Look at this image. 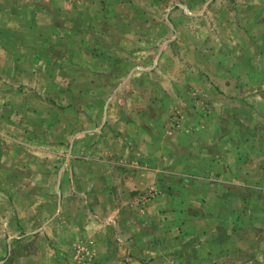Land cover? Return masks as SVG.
Wrapping results in <instances>:
<instances>
[{"label":"rangeland","instance_id":"374dc122","mask_svg":"<svg viewBox=\"0 0 264 264\" xmlns=\"http://www.w3.org/2000/svg\"><path fill=\"white\" fill-rule=\"evenodd\" d=\"M159 1L162 7L157 11H150L156 22L153 30L148 32L147 27L126 26L121 33L113 35L116 39L127 37L128 40L150 36L148 42L151 43H147L145 47L140 45L142 52L140 60L121 59L107 66L94 65L92 68L104 69L105 76L94 74L92 77L95 86L91 90L71 94L68 88L59 86V83H67L65 79L67 76L64 78L65 82L58 80L52 84L54 76L43 75L37 78L32 74L26 76L1 74L0 80L3 82L10 80L11 82L7 84L13 88L12 92H9L12 94L10 100L17 105H14L12 116H26V120L22 123L19 119H12L13 127L10 131L13 133V138L6 140L4 136H0V146L3 147L5 141L12 143L11 151L7 152L11 159L6 163L7 167L12 168L11 191L13 197L15 193L21 192L23 205H26V202L28 204V217H24L22 224L26 225L31 233H25L22 229V233L0 235V244L5 245L10 241H23L35 246L41 242L50 243L54 240L51 237L54 232L72 224V208L85 211L84 209H88L90 205L91 212L101 210L99 203L105 202L104 192L112 191L113 196L109 199L112 201L110 204L112 210L117 211V208L123 210L127 225L137 222L141 224V230L144 229L147 233L151 231L145 243L150 242L151 238V242L155 241L161 248L164 247L157 255L158 264H170V261L171 264H191L196 260H199L200 264H264V190L259 189L253 197L251 210L256 218L220 219L224 231L218 234L215 231V235L212 231L220 223L218 217L198 219L197 211H201L203 215L204 209L211 215L214 212L221 214L234 211L233 206L227 202L216 204L214 196L218 192L221 197L228 194L232 196L235 194L234 191L220 184L213 177L211 165L200 174L190 170L184 177L167 176L170 175L168 172H174L172 167L174 168L175 165L170 163V155L166 156L162 151L169 142L174 144L183 142L185 145L192 144V147H196L198 140L196 134L204 125L199 121L214 109L212 100L217 99L216 96L231 94L227 88L231 87L232 77H224L218 74V70L215 71L214 52L218 50L222 39L226 42L235 36L243 39L246 32L242 31V25L245 22L249 23L248 19L252 20L253 17L263 23L256 28L251 25L250 32L264 35V0ZM185 3H188L192 9H179L178 5ZM176 5L178 7L171 12L164 10L166 6L171 8ZM0 8L4 9L1 0ZM166 13L176 25L173 34L169 35L161 23L167 17ZM55 22L58 24L54 23L57 27L62 25L58 19ZM94 31L97 37L111 38L109 34L102 36L103 32L99 28ZM21 35L20 31L12 33L6 24V19H0L1 37L11 38ZM164 41L167 42L166 48L161 52V59L156 61L155 58L149 59L148 54H151L150 56L157 54ZM6 61L8 66L13 65L12 59L6 60L4 54H1L0 66H7ZM18 61L24 62L20 59ZM59 65L62 66L64 63L60 62ZM126 66L128 68L156 66V68L154 74L138 75L140 87L130 82L124 85L121 91H117L116 88L121 86L123 79L115 75V72L119 74ZM237 77L240 80L244 79L242 75ZM106 86L109 88L105 89ZM220 88L223 91H220ZM110 100L112 101L109 109L107 108L106 121L104 122L102 117V121L98 118L96 121L92 119L93 123L88 122L90 115L96 116L99 113L100 102L104 101L105 104ZM206 100L210 101L211 106ZM72 101L75 112L88 119L82 118L84 123H80L81 119L78 124H72ZM226 106L224 103L215 105L217 112ZM254 109L264 120V105ZM8 111L10 109L0 107V115L3 116ZM37 113L44 116L43 122L36 120ZM148 117L156 121L162 117L164 122L155 123V131H149V127L152 129L153 126L148 121ZM72 126L78 130L74 138H72L74 136ZM5 129L6 126L0 123V132H4ZM182 133L187 134V138L182 139ZM150 143L153 147L156 143L155 160H158L156 166L162 179L157 178V185L141 192L135 180V165L149 164L146 158L153 155L148 149L155 150L149 148ZM252 157L253 160L256 159L255 155ZM78 161L96 165L92 170L82 169L75 175L78 180H74L72 164ZM72 179L74 183L87 182L90 185L88 190H85L83 183L81 184L83 187H80L88 197H93L85 208L84 203L72 205ZM184 179L189 180L188 199L185 194L184 197L189 204L190 216L195 217L183 220L182 227L181 219L169 213L171 209L168 208V203L171 199L167 195L173 196V201L179 199L180 185ZM24 182H27L26 186ZM61 183L69 186L63 189L58 185ZM13 209L18 210L20 215L25 214L15 202ZM42 209L45 210L42 211L45 217L40 219L39 214L42 213L40 212ZM138 209L141 220L133 221L129 215L134 216ZM173 209H179V205L172 204ZM151 211H156L154 221L149 220L148 217ZM12 212L14 216L15 212L13 210ZM53 212H55L54 216L50 217ZM20 221L13 218L12 227L15 228V223L19 224ZM198 226L202 231L204 229L207 231L204 234L202 231L197 233ZM43 227L46 234L38 239L37 231ZM35 231L36 233H32ZM38 232L42 234L40 230ZM23 233L25 234L21 237ZM59 237L57 235V238ZM182 246L186 248L183 253ZM200 248H203V252ZM85 253L87 255L82 254L80 257L85 264H89L94 257L91 251ZM131 254L133 253L126 250V257ZM202 254H204L201 259L203 262L200 260ZM181 259H184L182 260L184 263H181Z\"/></svg>","mask_w":264,"mask_h":264},{"label":"crops","instance_id":"0c3cea01","mask_svg":"<svg viewBox=\"0 0 264 264\" xmlns=\"http://www.w3.org/2000/svg\"><path fill=\"white\" fill-rule=\"evenodd\" d=\"M1 3H4V9L0 8V19H6V24L12 33L20 31L22 35L11 38L0 36V57L1 54H4L6 60H13L11 66H8L7 61L5 62L7 66H0V76L2 73L6 76L32 74L36 75L37 78L48 75L54 76L52 84L58 80L64 81L67 76L65 78L67 83H59V86L64 87V89L68 88L71 94L91 90L95 86L92 77L94 74L105 76L103 75L105 70L92 68L94 65L104 66L106 64L107 66L111 62H117L121 59L140 60L142 55L140 45L145 47L147 43H151L148 42L150 36L146 38L134 37V40H128L127 37L116 39L113 35L121 33L126 26L147 27L148 32H150L155 28L156 23L150 11H157L162 7L159 0H1ZM178 6L179 9H192L188 3ZM178 6L171 8L166 6L164 10L171 12ZM245 7L254 8L252 6ZM17 14L19 15L17 16ZM166 16L161 23L169 32L168 35L173 34L172 31L176 25L168 13ZM254 18L252 20L247 18L249 23L245 22L242 25V31L246 32L243 39H238L237 36L229 38V42L222 39L218 50L214 52L215 71L218 70V74H222L224 77H232L231 87L227 88L231 94L216 96L217 99L212 100L214 109L199 121L204 125L196 134L198 145L192 147V144L185 145L183 142L181 144L169 142L162 150L166 156L170 155V163L175 165L174 168L172 167L174 172H168L170 175L167 176L184 177L190 170L200 174L211 165L213 177L220 184L228 186L234 191L235 194L232 196L228 194L221 197L219 192L214 195L216 204L227 202L233 206L234 211L230 210V212H222L221 214L214 212L211 215L204 209L202 210L204 215L201 214V211H197L196 218L198 219H216L218 217L219 220H239L257 217L251 210V205L254 202L255 193H258L259 189L264 190V120L259 117L260 114L254 108L264 105V35L250 32L251 25L256 28L263 23ZM57 19L61 21V26L57 27L54 24H57L55 22ZM248 24L249 27H247ZM96 28L102 30V36L109 34L111 38L97 37L94 31ZM166 42L161 43L157 54L153 56L148 54L149 59L155 58L154 61L161 59V52L166 48ZM18 59L24 60V62H19ZM60 62H63L64 65L60 66ZM156 66H149V68L140 66L128 68L126 66L121 69L119 74L115 72V75H119L120 79H123L121 86H118L116 90H122L124 85L130 82H134L135 86L140 87L141 82L137 77L154 74ZM239 75L244 76V79H238L237 76ZM68 76H70L69 82ZM234 76L236 77L233 78ZM5 81L9 82L0 80V107L10 109V111L3 116L0 115V123L8 129L0 132V136H4L6 140H11L13 138V133L10 131L13 127L12 119H19L22 123L26 120V116L23 114L20 117L12 116L14 105L17 104L10 100L12 94L9 92H12L13 88L7 83L11 81ZM108 88L105 87V89ZM219 90L223 91L222 88ZM259 95L260 97H258ZM111 101H107L105 104L104 101L100 102L99 113L96 116L90 115L89 120L75 112L72 101V124H78L77 122L82 118L93 123L92 119L96 121L100 118L102 121L103 117L105 122L107 108L109 109ZM206 101L211 106L210 101ZM222 103L227 106L217 112L215 105ZM20 107L27 108V106ZM104 107L106 108L104 109ZM35 117L40 122L45 119L43 115L38 113ZM83 119L80 123H84ZM148 121L153 126L152 129L149 127V131H155V123H161L163 119L160 117L156 121V119L148 117ZM77 131V128L72 126V133L74 134L72 138L76 136ZM181 135L182 139L187 136L183 133ZM155 144L153 147L150 143L149 148L155 149ZM11 147V141H5L3 147L0 146V235L2 236L22 233V229L25 233H31L26 225L22 224V220L28 217V204L26 202V205H23V196L20 191V194L15 193L14 197L11 191L13 186L12 168L7 167L6 164L11 159L10 155H7V152L11 151ZM152 150L148 149V152L153 156L146 158L149 164L138 165L137 163L135 165V180L141 192L157 185V178L162 179L156 166L158 162L155 160L157 151L156 149ZM253 155L256 156L255 160H253ZM102 164L100 163V165ZM95 165L82 161L72 164L73 179L78 180L75 175L82 169L92 170ZM73 179L72 205L84 203L85 208V205L90 204L89 201L93 197H88L80 187L84 186L85 190H88L90 185L87 182L74 183ZM183 181L180 185L181 197L179 199L173 201L174 197L167 195L171 199L168 203V208L171 209L169 213H173L175 218L181 219L182 227L183 220L186 221L189 217H195L194 215L190 216L189 204L186 200L188 199L189 180L184 179ZM82 183L83 186H81ZM26 185L27 182H24V186ZM58 185L63 189L69 186L66 183ZM175 185L178 186L179 184ZM104 194L106 195L105 202L99 203L101 210L91 212L90 205L88 209H84L85 211H77L72 208V224L60 228L57 232L53 231L51 237L54 240L50 243L41 242L35 246L23 241H10L5 245L0 244V264H85L80 256L86 254V251H91V255L94 257L89 264H158L157 255L164 247L161 248L155 241L151 242V238L149 239L150 242L145 243V239L150 237L151 231L147 233L144 229L141 230L142 226L137 222H132L130 226L127 225L125 212L120 211L119 208L117 211L112 210L113 207L110 205L112 201L109 199L113 196V192L106 191ZM13 202L17 203L25 214L20 215L18 210H14ZM172 204L179 205V209L172 210ZM237 204L240 206L237 207ZM131 209L133 210L134 207ZM12 210L15 212L14 216ZM42 211L45 210L42 209L40 212ZM47 211L50 210L47 209ZM54 214L55 212L50 214V217H53ZM148 215L149 220L154 221L156 219V211H151ZM39 216L40 219L45 217L43 212ZM129 217L133 221H140L139 209L134 216L129 215ZM13 218L21 220L19 224L15 223V228L12 227L11 220ZM2 220L3 222H1ZM223 229L220 220L219 225L215 230L213 228L212 233L216 235L215 231L218 234L223 232ZM39 230L42 234L38 232ZM39 230L37 231L38 239L46 234L44 227ZM200 231L202 230L198 226L197 233ZM206 231L204 229L202 233L204 234ZM32 233H36V231ZM57 235L60 237L57 238ZM185 249V247H181L182 253ZM126 250L132 252V256L126 257ZM200 251L203 252V248H200ZM203 255H201L200 260ZM164 257L166 259V255ZM182 260L184 259H181V263H184ZM201 261L203 262V260ZM191 264H200V261H192Z\"/></svg>","mask_w":264,"mask_h":264}]
</instances>
